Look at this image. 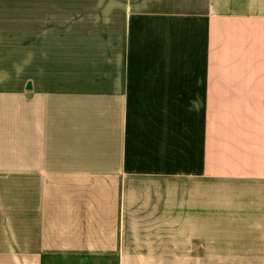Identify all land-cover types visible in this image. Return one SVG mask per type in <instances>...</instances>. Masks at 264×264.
<instances>
[{"label": "crops", "instance_id": "1", "mask_svg": "<svg viewBox=\"0 0 264 264\" xmlns=\"http://www.w3.org/2000/svg\"><path fill=\"white\" fill-rule=\"evenodd\" d=\"M148 1L99 71L0 12V264H264V0Z\"/></svg>", "mask_w": 264, "mask_h": 264}, {"label": "rangeland", "instance_id": "2", "mask_svg": "<svg viewBox=\"0 0 264 264\" xmlns=\"http://www.w3.org/2000/svg\"><path fill=\"white\" fill-rule=\"evenodd\" d=\"M140 0H0L3 20L19 23L20 17L41 16V70L69 68L70 53L76 51L75 63L83 66L85 55L91 54L86 70H100L102 30L108 18L114 19L118 8L131 7ZM146 2H149L146 0ZM120 3V4H118ZM127 3V6L125 5ZM131 5V6H130ZM110 14L104 18V15ZM110 19V20H112ZM131 25V24H130ZM139 25V23H137ZM71 48V49H70ZM95 58H93V56ZM73 63V61H72ZM96 72V71H95Z\"/></svg>", "mask_w": 264, "mask_h": 264}]
</instances>
